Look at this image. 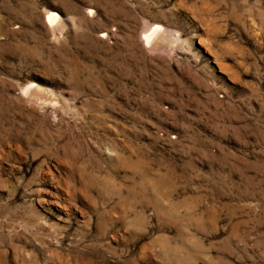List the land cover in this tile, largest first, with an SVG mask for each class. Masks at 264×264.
Masks as SVG:
<instances>
[{"label":"rangeland","instance_id":"374dc122","mask_svg":"<svg viewBox=\"0 0 264 264\" xmlns=\"http://www.w3.org/2000/svg\"><path fill=\"white\" fill-rule=\"evenodd\" d=\"M0 264H264V0H0Z\"/></svg>","mask_w":264,"mask_h":264},{"label":"bare ground","instance_id":"6f19581e","mask_svg":"<svg viewBox=\"0 0 264 264\" xmlns=\"http://www.w3.org/2000/svg\"><path fill=\"white\" fill-rule=\"evenodd\" d=\"M57 14V13H56ZM56 14H54V13H51L50 12V14H49V20L51 21V22H53V21H56V19H57V15ZM160 27V26H159ZM159 27H156V28H154L153 29V31H151V32H148V33H146V34H144V40H145V42L147 43V44H149V45H158V42H157V40H156V38H157V32H159V30H160V28ZM152 30V29H151ZM157 42V43H156ZM156 43V44H155Z\"/></svg>","mask_w":264,"mask_h":264}]
</instances>
